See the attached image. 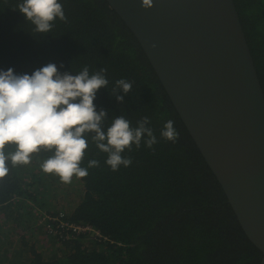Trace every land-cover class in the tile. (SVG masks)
Instances as JSON below:
<instances>
[{"label":"trees","instance_id":"16d2710c","mask_svg":"<svg viewBox=\"0 0 264 264\" xmlns=\"http://www.w3.org/2000/svg\"><path fill=\"white\" fill-rule=\"evenodd\" d=\"M21 2L0 0V70L31 75L53 63L73 75L87 66L91 75L106 68L109 84L93 101L97 112L108 114L103 130L118 116L133 128L148 117L158 142L149 148L145 135L139 147L133 144L121 154L131 158V165L113 171L108 153L86 134L80 166L88 175L73 176L72 185L42 170L54 148L41 147L29 164L8 161L9 172L0 179V264H258L259 252L134 34L109 3L59 0L67 20L57 18L42 34L17 8ZM235 3L264 90V0ZM119 79L132 83L127 95L119 93L123 103L111 95ZM168 120L179 133L175 142L161 136ZM15 148L8 144L5 152ZM91 160L99 166L89 167ZM60 191L68 193L67 206L56 200ZM45 215L47 225L40 222ZM69 224L90 225L101 236L76 233Z\"/></svg>","mask_w":264,"mask_h":264},{"label":"water","instance_id":"95a60500","mask_svg":"<svg viewBox=\"0 0 264 264\" xmlns=\"http://www.w3.org/2000/svg\"><path fill=\"white\" fill-rule=\"evenodd\" d=\"M130 29L264 264V90L235 0H106ZM152 45H155L153 47Z\"/></svg>","mask_w":264,"mask_h":264},{"label":"clouds","instance_id":"9594fccd","mask_svg":"<svg viewBox=\"0 0 264 264\" xmlns=\"http://www.w3.org/2000/svg\"><path fill=\"white\" fill-rule=\"evenodd\" d=\"M141 7L152 8L153 0H142ZM17 8L34 25L36 33H49L57 18L67 20L59 0H22ZM106 71L100 68L90 75L85 66L73 75L59 72L53 63L31 75L15 74L12 68L0 70V179L9 172L8 161L13 166L29 164L31 154L39 152L41 147L54 148V155L41 165L45 173H55L65 184H70L73 176L86 177L88 169L80 166L88 148L86 134H92L97 148L108 153L106 163L113 171L121 165H131V158L121 154L125 149L131 151L133 144L139 147L145 135L149 148L158 142L147 126L148 117L142 118L133 128L127 119L118 116L106 132L103 130L108 114L103 109L97 112L93 101L97 91L109 84ZM131 89V82L119 79L111 95L123 103L124 97L119 93L127 95ZM161 136L172 142L178 140L174 121L164 124ZM8 144L16 146L14 152H5ZM88 166L98 167L99 161L91 160Z\"/></svg>","mask_w":264,"mask_h":264},{"label":"rangeland","instance_id":"374dc122","mask_svg":"<svg viewBox=\"0 0 264 264\" xmlns=\"http://www.w3.org/2000/svg\"><path fill=\"white\" fill-rule=\"evenodd\" d=\"M75 181L76 180H73L70 184H65V183H63L64 185H72L73 183H75ZM77 188H79V187H81V185L78 183V185L76 186ZM68 189V188H67ZM70 191V190H69ZM60 198L59 197H57V202H59V204L61 205V207L62 206H67L68 205V203H67V198H68V193L67 192H65V193H63L62 191H60ZM69 194H71V192L69 193ZM72 202V201H71ZM50 219V217L49 216H47V215H45L44 217H42L40 220V222L41 223H46V225H47V221ZM52 227V226H51ZM50 227V228H51ZM19 230V229H18ZM7 235L6 236H4L2 239L3 240H6L7 239ZM11 240H15V238H10Z\"/></svg>","mask_w":264,"mask_h":264},{"label":"built area","instance_id":"2783aa9c","mask_svg":"<svg viewBox=\"0 0 264 264\" xmlns=\"http://www.w3.org/2000/svg\"><path fill=\"white\" fill-rule=\"evenodd\" d=\"M69 229H71L72 231L76 232V233H86V232H94V234H96V236H101L99 231L94 229L92 226L90 225H75V224H69L67 226Z\"/></svg>","mask_w":264,"mask_h":264},{"label":"flooded vegetation","instance_id":"af4514ba","mask_svg":"<svg viewBox=\"0 0 264 264\" xmlns=\"http://www.w3.org/2000/svg\"><path fill=\"white\" fill-rule=\"evenodd\" d=\"M244 243H249L246 238H244ZM258 264H260V262H258Z\"/></svg>","mask_w":264,"mask_h":264}]
</instances>
